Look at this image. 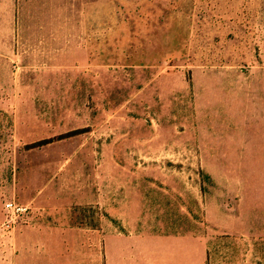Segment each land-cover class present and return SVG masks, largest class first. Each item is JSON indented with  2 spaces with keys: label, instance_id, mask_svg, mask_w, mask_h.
<instances>
[{
  "label": "rangeland",
  "instance_id": "obj_1",
  "mask_svg": "<svg viewBox=\"0 0 264 264\" xmlns=\"http://www.w3.org/2000/svg\"><path fill=\"white\" fill-rule=\"evenodd\" d=\"M0 264H264V0H0Z\"/></svg>",
  "mask_w": 264,
  "mask_h": 264
},
{
  "label": "built area",
  "instance_id": "obj_2",
  "mask_svg": "<svg viewBox=\"0 0 264 264\" xmlns=\"http://www.w3.org/2000/svg\"><path fill=\"white\" fill-rule=\"evenodd\" d=\"M8 212H12L13 214H20L21 212H24L26 209L20 208L13 203H10L6 206Z\"/></svg>",
  "mask_w": 264,
  "mask_h": 264
}]
</instances>
